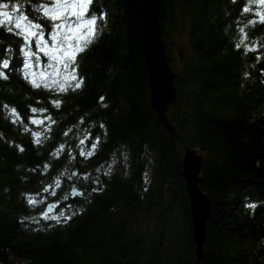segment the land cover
Here are the masks:
<instances>
[{
  "label": "trees",
  "instance_id": "1",
  "mask_svg": "<svg viewBox=\"0 0 264 264\" xmlns=\"http://www.w3.org/2000/svg\"><path fill=\"white\" fill-rule=\"evenodd\" d=\"M142 1L94 0L100 30L77 56L82 85L64 92L23 78V40L14 26L0 27V58L15 69L0 77V264H264V23L255 15L264 8L161 0L177 90L168 133L149 104ZM18 2L47 25L31 5L49 0ZM30 47L37 51L34 40ZM33 71L46 79L51 69ZM185 147L204 156L199 187L210 210L201 259ZM72 188L80 193L71 197Z\"/></svg>",
  "mask_w": 264,
  "mask_h": 264
},
{
  "label": "snow or ice",
  "instance_id": "2",
  "mask_svg": "<svg viewBox=\"0 0 264 264\" xmlns=\"http://www.w3.org/2000/svg\"><path fill=\"white\" fill-rule=\"evenodd\" d=\"M264 8V0H256ZM94 0H49L44 3H33L31 7L34 11H41L43 17L48 22L47 25L37 22L30 17L27 11H22L21 3L13 0H0V27L7 25L9 32L16 30V35L23 40L20 51L23 53L22 68L23 78L30 81L33 87H38L36 76H40L45 87H55L58 91L64 92L69 88H79L82 80L77 73V56L94 39L98 32L97 14L95 10L90 12V6ZM251 9L245 6L242 11L247 13ZM260 23H264V11L256 12ZM250 23H256L255 20ZM49 27L48 39H45V27ZM242 31V30H241ZM35 41L37 51H32L30 44ZM241 45L236 44L239 48ZM245 50H250L245 46ZM10 52L11 48H7ZM39 53H43L48 59L47 78L44 79V72L33 71L34 67L40 65ZM15 70L12 66V59L4 56L0 58V77L7 79V71ZM103 99V98H102ZM59 106V101H53ZM33 112L37 109L33 108ZM40 111H44L41 109ZM15 113V109H13ZM36 119L32 123H40ZM37 135H40L37 133ZM83 145V141H81ZM95 147V145H93ZM71 219V217H68Z\"/></svg>",
  "mask_w": 264,
  "mask_h": 264
},
{
  "label": "water",
  "instance_id": "3",
  "mask_svg": "<svg viewBox=\"0 0 264 264\" xmlns=\"http://www.w3.org/2000/svg\"><path fill=\"white\" fill-rule=\"evenodd\" d=\"M161 0H143L140 6L141 42L144 65L149 87V104L155 112L156 121L168 133H174V125L168 121L165 112L176 100L177 90L174 85V71L168 63L166 51L160 35L158 11ZM204 156L197 149L185 147L181 160V171L189 200L190 217L197 258L201 259L205 225L210 210V199L200 187V172ZM80 193L76 188L69 191L71 197ZM47 204L45 211H52Z\"/></svg>",
  "mask_w": 264,
  "mask_h": 264
},
{
  "label": "rangeland",
  "instance_id": "4",
  "mask_svg": "<svg viewBox=\"0 0 264 264\" xmlns=\"http://www.w3.org/2000/svg\"><path fill=\"white\" fill-rule=\"evenodd\" d=\"M99 24L100 23H98L97 25H98V31L100 30V26H99ZM98 33V32H97ZM49 38V37H48ZM48 38H46V39H48ZM178 41H182L183 40V37H180V38H178L177 39ZM36 49V48H35ZM172 56H173V59H174V62L176 63V65H177V63H178V51H177V49L176 48H173L172 49ZM47 57H45L44 59H45V61L44 60H41L40 61V65H42L44 68L45 67H47V64H48V59H46ZM37 73H39V72H37ZM37 77V76H36ZM148 176V175H147ZM47 214L49 213V212H46ZM45 213V214H46Z\"/></svg>",
  "mask_w": 264,
  "mask_h": 264
}]
</instances>
